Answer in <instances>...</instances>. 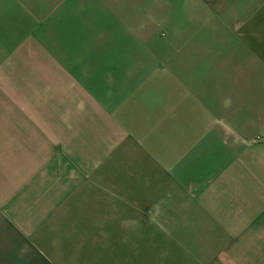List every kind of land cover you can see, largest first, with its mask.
Masks as SVG:
<instances>
[{
	"label": "crops",
	"instance_id": "obj_1",
	"mask_svg": "<svg viewBox=\"0 0 264 264\" xmlns=\"http://www.w3.org/2000/svg\"><path fill=\"white\" fill-rule=\"evenodd\" d=\"M259 135L264 0H0V264H264Z\"/></svg>",
	"mask_w": 264,
	"mask_h": 264
},
{
	"label": "rangeland",
	"instance_id": "obj_2",
	"mask_svg": "<svg viewBox=\"0 0 264 264\" xmlns=\"http://www.w3.org/2000/svg\"><path fill=\"white\" fill-rule=\"evenodd\" d=\"M261 135H259V137H257V138H255V140H253L255 143H258V145H259V143H262V141H261ZM264 144V143H263ZM145 201H152V200H154V198H153V196L151 197V196H145ZM147 217H149L148 215H147ZM135 248H137V247H135ZM143 248H145V247H143ZM129 263H135L134 261H132V260H130V262ZM103 264H105V263H103ZM157 264V263H156Z\"/></svg>",
	"mask_w": 264,
	"mask_h": 264
},
{
	"label": "built area",
	"instance_id": "obj_3",
	"mask_svg": "<svg viewBox=\"0 0 264 264\" xmlns=\"http://www.w3.org/2000/svg\"><path fill=\"white\" fill-rule=\"evenodd\" d=\"M261 141L264 143V140L261 139Z\"/></svg>",
	"mask_w": 264,
	"mask_h": 264
}]
</instances>
